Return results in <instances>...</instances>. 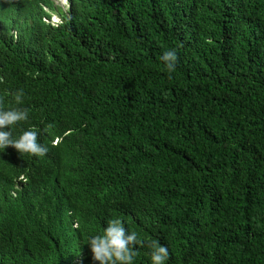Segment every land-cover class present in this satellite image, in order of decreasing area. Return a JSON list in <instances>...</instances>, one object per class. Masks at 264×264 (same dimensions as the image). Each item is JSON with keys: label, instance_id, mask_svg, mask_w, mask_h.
I'll list each match as a JSON object with an SVG mask.
<instances>
[{"label": "trees", "instance_id": "trees-1", "mask_svg": "<svg viewBox=\"0 0 264 264\" xmlns=\"http://www.w3.org/2000/svg\"><path fill=\"white\" fill-rule=\"evenodd\" d=\"M17 89L47 151L0 152V264H98L117 216L165 264H264V0H0Z\"/></svg>", "mask_w": 264, "mask_h": 264}, {"label": "clouds", "instance_id": "clouds-1", "mask_svg": "<svg viewBox=\"0 0 264 264\" xmlns=\"http://www.w3.org/2000/svg\"><path fill=\"white\" fill-rule=\"evenodd\" d=\"M49 15L51 22L52 14ZM160 60L169 72L173 71L177 61L176 50L170 48L163 51ZM23 95V89H17L12 93L15 103L8 107L0 106V152L6 146H12L19 154L43 155L47 148L38 141L37 130L28 127L14 135V128L19 122L29 118L28 108L23 107ZM84 242L90 249L92 260L98 264H133L137 246L147 247L150 264H165L169 257L166 244L159 239H142L137 231L127 228L118 216L107 219L102 231L90 234Z\"/></svg>", "mask_w": 264, "mask_h": 264}, {"label": "rangeland", "instance_id": "rangeland-1", "mask_svg": "<svg viewBox=\"0 0 264 264\" xmlns=\"http://www.w3.org/2000/svg\"><path fill=\"white\" fill-rule=\"evenodd\" d=\"M53 4L55 6H58L61 8L62 11H65L66 9V0H52ZM52 14V23H55L57 20H59V16L56 13H51Z\"/></svg>", "mask_w": 264, "mask_h": 264}]
</instances>
